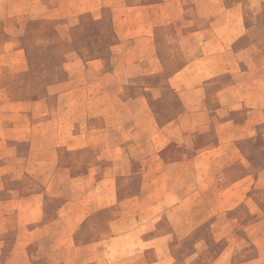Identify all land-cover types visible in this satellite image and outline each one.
I'll list each match as a JSON object with an SVG mask.
<instances>
[{
	"label": "crops",
	"instance_id": "0c3cea01",
	"mask_svg": "<svg viewBox=\"0 0 264 264\" xmlns=\"http://www.w3.org/2000/svg\"><path fill=\"white\" fill-rule=\"evenodd\" d=\"M107 24L111 69L76 42ZM0 25V264H264V0H0ZM168 88L176 112L150 104Z\"/></svg>",
	"mask_w": 264,
	"mask_h": 264
},
{
	"label": "rangeland",
	"instance_id": "374dc122",
	"mask_svg": "<svg viewBox=\"0 0 264 264\" xmlns=\"http://www.w3.org/2000/svg\"><path fill=\"white\" fill-rule=\"evenodd\" d=\"M191 5V4H190ZM195 5V4H194ZM204 7V6H203ZM210 8V7H209ZM249 9H252V7H250ZM130 9L126 8L124 6V9L122 8V11H126L128 12ZM142 10V8H141ZM85 20H87L86 18H84ZM87 22V21H86ZM45 28H54L55 24H52V22H43L42 20H35L33 22H31V26H32V42H34L35 45L37 44H42L43 42L46 43L47 39H46V35H42L39 34L40 30H43L45 28H43L44 26H46ZM86 27V28H85ZM83 29V32L81 30V34L78 35V38L76 40V42L78 44H93L94 46L97 47V51H93V52H87L86 56L90 57L92 56L91 53L95 54V55H99L102 54L105 57V61L107 62V64H109L106 68H113L111 63L114 61H117V56H115V54H112L111 49H109V47H111V44L115 41V37H114V33L111 31V26L110 24L108 25H104L102 26V28L97 27L95 25H87L85 26ZM2 31L1 29V25H0V32ZM101 33V34H100ZM2 37V34L0 33V39ZM73 37V35H72ZM3 38V37H2ZM172 39L176 41H173L174 43V47L173 50H166V54L169 55L170 57V61L173 62V66L168 68V71H173L175 70L179 65V63L181 62L182 58L184 59L185 57L189 56L188 52H184L179 46L180 43H178V38L177 37H173ZM100 47H103V49H99ZM105 48V49H104ZM69 50H61L60 52H58V59L60 60V65H57V75L60 76L61 80L65 79L68 77V71L69 69L67 67H65V65H63V61H65V59L68 58V56L70 57V54H67ZM33 54H36V51L32 52ZM148 55V53H147ZM40 57V55H39ZM113 64V63H112ZM175 64V65H174ZM155 69V68H154ZM155 74L152 77H147V81L149 84H156L158 83V69H155ZM160 75V74H159ZM109 80H111L114 83H111L108 87V91L110 92L109 94H118V93H123L126 95L131 94L133 91H139V92H143V83L142 81H146V80H140L137 79V81L135 82L136 84L134 85H130V86H121V84L118 85V83H116V81H114V79H112V77H108ZM60 80V81H61ZM151 81V82H149ZM4 85V84H3ZM58 88V87H57ZM95 89H97V87H94ZM166 97L164 98H154L151 99L150 104L155 107L156 109H165L168 108L170 109V111L172 112H176L178 111L180 105L178 102V98L176 97L175 94V90L174 89H167L166 91ZM120 93V94H121ZM155 94V93H154ZM91 101V104L93 105L94 109L96 110V108L98 110H101V108H113V107H131V105L133 106V102H128L129 99L127 98H103V99H93V100H89ZM141 102V106L143 108H147V106L149 105V103L145 102L144 99L142 98L140 100ZM3 100L0 99V105H2ZM109 121L113 122V123H122L125 127V129L128 131V136L130 138H137L139 139L140 142H146V140L148 139L147 137V126L145 125V123L141 122V124L138 125V123H136V121L133 120L132 115L127 114L126 112L122 111L120 114H117L116 112L109 114ZM139 181V179H135V184H137ZM164 182V181H163ZM21 261V260H20ZM97 263H95V260H93L92 264H111V261H115V259H111L108 260L107 262L105 260H96ZM45 264H48L47 261L44 262Z\"/></svg>",
	"mask_w": 264,
	"mask_h": 264
}]
</instances>
